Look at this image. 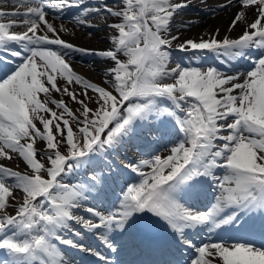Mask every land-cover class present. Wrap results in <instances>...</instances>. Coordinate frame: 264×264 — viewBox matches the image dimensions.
Masks as SVG:
<instances>
[{"label":"snow or ice","instance_id":"1","mask_svg":"<svg viewBox=\"0 0 264 264\" xmlns=\"http://www.w3.org/2000/svg\"><path fill=\"white\" fill-rule=\"evenodd\" d=\"M8 2L16 7L0 8V264H73L63 249L125 264L85 247V235H96L109 254L132 252L141 247L132 236L138 222L146 229L162 225L171 237L148 245L154 259L140 264H264V0L218 5H239L228 28L244 26L236 38H218L216 29L182 42L181 29L197 21L174 18L193 0H97L93 6L88 0H0ZM249 8L254 19L246 15ZM69 9L79 10L70 19L80 27L111 29L110 46L91 49L63 39L69 30L56 21ZM174 51L189 59L171 66ZM77 52L105 58L108 88L73 69L66 57ZM209 57L225 69L247 59L251 68L229 74L204 67ZM145 124L157 136L170 129L174 145L121 165L137 180L125 181L118 203L101 209L100 193L115 176L107 157ZM14 158L27 171L3 162ZM83 169L84 180L69 182ZM205 184L214 203L197 210L189 201ZM242 218L251 222L250 240L219 236L216 230L228 232ZM197 230L219 239L198 246L189 236ZM175 245L193 249V257L168 258Z\"/></svg>","mask_w":264,"mask_h":264},{"label":"bare ground","instance_id":"2","mask_svg":"<svg viewBox=\"0 0 264 264\" xmlns=\"http://www.w3.org/2000/svg\"><path fill=\"white\" fill-rule=\"evenodd\" d=\"M107 2L112 3V0H107ZM225 2L226 0H204V3H200V0H193V3L187 9L183 10L180 13V15L174 18L175 21H180V20L197 21V23L190 25L188 28L181 29V33H180L181 42L184 39H189V38L195 39L201 35H207L209 33L214 32L216 29L220 30L218 38H222L224 35H229L232 38H236L239 34H241L244 27L242 24H238V26L231 32L228 31L229 24L231 20L234 18L236 12L238 11L239 5H237L236 7L220 9L218 5ZM96 3L97 0H90L88 2V5L93 6L96 5ZM196 6L202 8L200 10L202 11V14L201 12H199ZM15 7L16 6L10 2L0 4V8H3V10L5 11H12ZM71 11H75V13H77L79 10L69 9L66 12H71ZM207 12L214 14L207 15L206 14ZM246 15L249 18L254 19V10L252 8H249L246 12ZM205 16L206 18L202 19ZM111 19H115V18H111ZM56 23L57 25L63 23L65 28L69 30L68 32L61 33L62 38L67 41L91 49H106L110 46L109 35L111 34L112 30L107 27L102 26L100 30L97 31L95 29H87L84 27H80L76 25L72 20L63 21L58 19ZM13 30L22 31L23 29L14 28ZM174 31H175V26H174ZM90 32L91 35H89ZM66 58L70 61L73 69L77 73L85 76L86 78L93 79L101 84L105 83L106 79H110V77H105L104 75L107 65L105 63V58L103 57L90 55V54L86 55L84 53L77 52V53H72L70 56ZM90 58L92 60H90ZM178 60H180L178 57L173 56V62L171 66H174L175 62ZM57 83L59 86H63L65 84V81L63 79L58 78ZM52 95L55 99L63 98L66 101V103L71 105V103L69 102L66 96H63L62 94L56 92H53ZM41 99H43L42 95H41ZM49 107L54 108V105L49 104ZM71 108H73L76 112L80 111L79 106L76 105L75 103L71 105ZM42 146H43L42 142H38V147H42ZM164 153H167V150L161 152L160 154H164ZM3 162L8 166H11L21 172L27 171V166L19 158H14L12 161H3ZM17 195H19V193H17ZM208 198H209V204H207L204 207H197L191 203H189V206H192L197 210H206L208 207L211 206L213 202V198L211 196H209ZM8 211L9 213H11L12 209L9 208Z\"/></svg>","mask_w":264,"mask_h":264},{"label":"rangeland","instance_id":"3","mask_svg":"<svg viewBox=\"0 0 264 264\" xmlns=\"http://www.w3.org/2000/svg\"><path fill=\"white\" fill-rule=\"evenodd\" d=\"M203 19H205V18H203ZM64 20L67 21V20H69V19H66V18H65ZM64 20H63V21H64ZM90 80H92V79H90ZM71 89L74 90V91H76L77 93H80V92H81V87H80L79 85L75 84V83H73V84L71 85ZM88 96L93 98V99H91V100L88 101L89 106L92 107V108H95V106H96V104H95V93H93L91 90H89V92H88ZM66 97H67V96H66ZM67 98H68V97H67ZM80 98H81V99H84V97H83L82 95L80 96ZM68 100H69V98H68ZM69 102H71V101L69 100ZM71 103L74 104V102H71ZM62 127H63V125H62Z\"/></svg>","mask_w":264,"mask_h":264}]
</instances>
